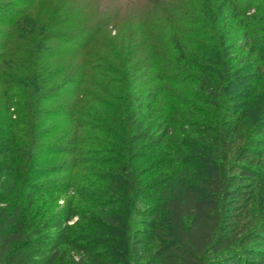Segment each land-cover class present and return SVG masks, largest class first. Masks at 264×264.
Returning a JSON list of instances; mask_svg holds the SVG:
<instances>
[{
  "label": "trees",
  "instance_id": "obj_1",
  "mask_svg": "<svg viewBox=\"0 0 264 264\" xmlns=\"http://www.w3.org/2000/svg\"><path fill=\"white\" fill-rule=\"evenodd\" d=\"M70 1L0 0V264H264V1Z\"/></svg>",
  "mask_w": 264,
  "mask_h": 264
},
{
  "label": "rangeland",
  "instance_id": "obj_2",
  "mask_svg": "<svg viewBox=\"0 0 264 264\" xmlns=\"http://www.w3.org/2000/svg\"><path fill=\"white\" fill-rule=\"evenodd\" d=\"M118 1H125V0H118ZM244 1L245 0H238L237 2L239 3V6H243L244 5ZM81 2L83 3L85 1L84 0H71L70 1V6H72V7L73 6L81 7L82 6ZM110 2H111V0H93L92 3L89 6V10H88V12L86 14V17H88V19H89V15H91V13H93V15H94L95 11L98 13L97 14L98 16H102V15L106 14V11L108 10L109 4H111ZM116 2L117 1L114 2L115 5H116ZM250 2H251V0H250ZM259 10H262L264 12V4H262L261 2L260 3L258 2V3L253 5L251 13L253 14V13H256L257 11L259 12ZM260 13H262V12H259V15H260ZM122 30L124 31L123 28H122ZM236 31L237 30L235 29L234 33L237 36L238 33H236ZM117 32H118L117 28L113 29L110 26L108 28L104 29L102 31V33L99 35V39H100L99 42H101L100 44H103V43L106 44L107 43V44H112V46H113L114 42H113L112 37H114V35H116ZM92 49H94L99 54H102V53L105 52L104 50H102L99 47V45H94L92 47ZM168 150H169V148H165V151H168ZM64 198H65V196H62L60 198L58 204L62 205ZM263 199H264V191H261L260 194H259V201L261 203H264Z\"/></svg>",
  "mask_w": 264,
  "mask_h": 264
},
{
  "label": "built area",
  "instance_id": "obj_3",
  "mask_svg": "<svg viewBox=\"0 0 264 264\" xmlns=\"http://www.w3.org/2000/svg\"><path fill=\"white\" fill-rule=\"evenodd\" d=\"M73 221H71L70 223H72ZM73 254V253H72ZM73 256H74V258L75 259H77L78 258V256L77 255H75V254H73Z\"/></svg>",
  "mask_w": 264,
  "mask_h": 264
}]
</instances>
